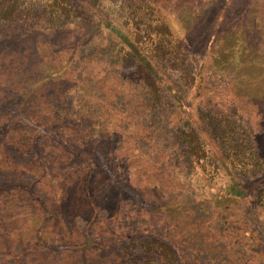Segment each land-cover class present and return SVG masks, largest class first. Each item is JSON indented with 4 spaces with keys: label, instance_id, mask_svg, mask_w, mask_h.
<instances>
[{
    "label": "rangeland",
    "instance_id": "1",
    "mask_svg": "<svg viewBox=\"0 0 264 264\" xmlns=\"http://www.w3.org/2000/svg\"><path fill=\"white\" fill-rule=\"evenodd\" d=\"M7 5L0 264H264V0Z\"/></svg>",
    "mask_w": 264,
    "mask_h": 264
},
{
    "label": "trees",
    "instance_id": "2",
    "mask_svg": "<svg viewBox=\"0 0 264 264\" xmlns=\"http://www.w3.org/2000/svg\"><path fill=\"white\" fill-rule=\"evenodd\" d=\"M15 1V0H13ZM231 1V0H228ZM12 2V0H3L0 3V18L1 19H5V21H9L12 20L14 15H15V10L14 9H9L8 8V3ZM57 10V9H56ZM223 12H226V8H224L222 10ZM101 24H105L108 25L110 27H114L113 26V22L111 20H109L108 18L102 16L101 20H100ZM129 45L133 48V50L135 51V55L137 56L138 59H140L149 69V72L152 73L153 75L156 74V70L155 68L152 66L151 62L149 61V59L144 56L134 45V43L129 42ZM20 70V68H18ZM18 69L15 70V72L18 73ZM50 77H45L43 80L40 81V85L44 84ZM174 97L179 101V102H183L182 98L180 95L173 93ZM228 193H229V197H240L242 196L244 193H246V186H244L242 183H240L237 178L235 176L232 177V183L228 188Z\"/></svg>",
    "mask_w": 264,
    "mask_h": 264
}]
</instances>
